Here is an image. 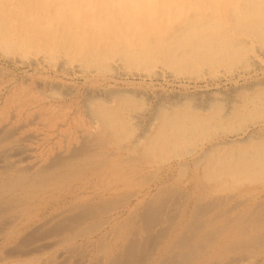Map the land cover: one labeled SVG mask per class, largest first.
<instances>
[{
    "label": "rangeland",
    "instance_id": "obj_1",
    "mask_svg": "<svg viewBox=\"0 0 264 264\" xmlns=\"http://www.w3.org/2000/svg\"><path fill=\"white\" fill-rule=\"evenodd\" d=\"M263 8L264 0H0V264H151L178 232L191 233L194 218L198 235L213 233L197 248L185 235L195 251L186 264H264L263 233L255 247L223 255V242L236 240L237 212L264 204V174L241 180L216 160L208 178L207 163L196 160L221 142L219 154H236L264 133ZM90 104L115 124L92 117ZM219 105L224 117L205 129ZM170 124L182 126L177 150L146 152L148 133L162 126L175 134ZM106 151L118 158L98 161ZM20 168L26 178L10 184Z\"/></svg>",
    "mask_w": 264,
    "mask_h": 264
},
{
    "label": "bare ground",
    "instance_id": "obj_2",
    "mask_svg": "<svg viewBox=\"0 0 264 264\" xmlns=\"http://www.w3.org/2000/svg\"><path fill=\"white\" fill-rule=\"evenodd\" d=\"M117 2V1H116ZM258 2V1H257ZM254 4V3H253ZM259 4V3H258ZM250 5H251V3H250ZM125 6V5H124ZM257 7V6H256ZM261 7V6H260ZM164 8V7H163ZM243 8V7H242ZM251 8V7H250ZM264 9V8H263ZM246 10V9H245ZM253 12V11H252ZM239 14H240V12H238ZM244 13V12H243ZM245 14V13H244ZM247 14V13H246ZM256 14H257V12H256ZM238 17H240V16H238ZM244 17V16H243ZM251 17V16H250ZM144 19V18H143ZM235 19V18H234ZM239 19V18H238ZM241 19V18H240ZM245 19V18H244ZM129 20V19H128ZM233 20V19H232ZM229 21V20H228ZM227 21V22H228ZM241 22H243V21H241ZM194 25V24H193ZM241 25H243V24H241ZM192 26V25H191ZM240 26V25H239ZM196 27V26H195ZM243 27V26H242ZM186 28V27H185ZM236 29V28H235ZM239 30V29H238ZM197 31V30H196ZM235 31V30H234ZM83 35H84V33H83ZM182 41V40H181ZM184 47V46H183ZM180 48H182V47H180ZM235 48V47H234ZM233 48V49H234ZM74 49V48H73ZM173 49V48H172ZM76 51V50H75ZM184 51V50H183ZM187 51V50H186ZM193 51V50H192ZM195 51V50H194ZM229 51V50H228ZM222 52V51H221ZM232 52V51H231ZM194 53V52H193ZM192 53V54H193ZM227 53V52H226ZM177 54V53H176ZM224 54H225V52H224ZM224 54H222V55H224ZM233 54V53H232ZM217 55V54H216ZM185 56V55H184ZM183 56V57H184ZM213 56V55H212ZM226 56V55H225ZM228 56V55H227ZM211 57V56H210ZM214 57H215V55H214ZM220 57V56H219ZM223 57V56H222ZM181 59V58H180ZM183 59V58H182ZM199 60H200V58H199ZM208 60H210V59H208ZM175 61V60H174ZM216 61V60H215ZM252 64H253V62H252ZM247 66V65H246ZM206 72V71H205ZM263 80V79H262ZM264 83V82H263ZM262 85V84H261ZM248 87V86H247ZM263 87H264V85H263ZM12 90V89H11ZM48 90H51V89H48ZM255 91V90H254ZM11 92V91H10ZM9 92V93H10ZM47 92V91H46ZM14 93V92H13ZM16 93V92H15ZM21 93V92H20ZM50 93V92H49ZM19 94V93H18ZM25 94V93H24ZM109 94V93H108ZM264 94V93H263ZM11 95H13V94H11ZM25 95H27V94H25ZM112 95V94H111ZM260 95V94H259ZM120 96V95H119ZM139 96V95H138ZM248 96V95H247ZM28 97V96H27ZM41 97V96H40ZM48 97V96H47ZM25 98V97H24ZM250 98V97H249ZM252 98V97H251ZM250 98V99H251ZM257 98H259V97H257ZM8 99V98H7ZM126 99V98H125ZM5 100V99H4ZM10 100V99H9ZM21 100H23V99H21ZM29 100H30V98H29ZM41 100V99H40ZM245 100H246V98H245ZM263 100V99H262ZM19 102H21L20 100H18ZM17 101V102H18ZM27 101H28V99H27ZM219 101V100H218ZM247 101V100H246ZM253 101H255V100H253ZM252 101V102H253ZM257 101V100H256ZM259 101V100H258ZM257 101V102H258ZM14 102V101H13ZM23 102H24V100H23ZM30 102V101H29ZM8 103V102H7ZM15 103V102H14ZM22 103V102H21ZM25 103H27L26 101H25ZM209 103V102H208ZM213 103V102H212ZM225 103V102H224ZM242 103V102H241ZM260 103V102H259ZM19 104V103H18ZM93 104H95L94 102H93ZM144 104V103H143ZM214 104V103H213ZM244 104H245V102H244ZM254 104V103H253ZM256 104V103H255ZM254 104V105H255ZM7 105V104H6ZM92 104H90V106H91ZM100 105V104H99ZM246 105V104H245ZM71 106V105H70ZM105 106V105H104ZM247 106V105H246ZM260 106V105H259ZM11 107V106H10ZM18 107H20V106H18ZM214 107H216V108H214L215 110H216V112L214 113V111L215 110H211L210 112H209V116H206V118H204L203 119V121H204V124H203V126H204V128L205 129H207L208 128V126H214L215 124H216V122H217V117L218 116H222V110H223V107H221L220 105L219 106H214ZM243 107V106H242ZM91 113H92V117H94V118H96V119H98L101 123H103V122H105V127L106 128H111L114 124H115V121H114V119H113V117L112 116H110L109 115V113H107L104 109H100V108H97V107H95V106H91ZM103 108V107H102ZM206 108V107H205ZM248 108H251V107H247V108H244V109H248ZM254 108V107H253ZM264 108V107H263ZM60 109V108H59ZM226 109V108H225ZM256 109V108H255ZM259 109V108H258ZM258 109H256V110H258ZM261 109V108H260ZM21 110V109H20ZM89 110V109H88ZM207 110H209V109H207ZM239 110V109H238ZM179 111V110H178ZM246 111V110H245ZM262 111V110H261ZM19 112V111H18ZM28 112V111H27ZM48 112V111H47ZM46 112V113H47ZM51 111H49V113H50ZM63 112V111H62ZM90 112V111H89ZM182 112V111H181ZM188 112V111H187ZM222 112V113H221ZM238 111H236V110H234V112L231 114V116L232 115H234V114H236ZM241 112H243V110L241 111ZM249 112V111H248ZM251 112V111H250ZM254 112V111H253ZM263 112V111H262ZM114 113V112H113ZM172 113V112H171ZM177 113V112H176ZM189 113V112H188ZM192 113V112H191ZM214 113V114H213ZM246 113V112H245ZM260 113V112H259ZM17 114V113H16ZM30 114V113H29ZM32 114V113H31ZM48 114V113H47ZM46 114V115H47ZM168 114V113H167ZM170 114V113H169ZM175 114V113H174ZM195 114V113H194ZM197 114V113H196ZM202 114V113H201ZM227 114H229V113H227ZM244 114V113H243ZM255 114V113H254ZM25 115V114H24ZM54 115V114H53ZM56 115V114H55ZM57 115H58V113H57ZM56 115V116H57ZM89 115H91L90 113H89ZM159 115L162 117L161 118V122L163 121V123H167V121H169L170 122V117H169V115H164V114H160L159 113ZM171 115V114H170ZM186 116H187V114H185ZM185 115H182V114H179L178 116L176 115V117L175 118H177V120L179 121V119L178 118H181L182 116H184V117H186ZM191 115H193V114H191ZM191 115H190V117H191ZM198 115H199V113H198ZM196 115L197 117H195V119H193V123L195 124V126H194V128H197L196 126H197V123H201L200 122V120L202 119V117L199 115ZM224 115V114H223ZM239 115V114H238ZM242 115V114H241ZM248 115V114H247ZM256 115V114H255ZM55 116V117H56ZM78 116V115H77ZM172 116H173V114H172ZM249 116V115H248ZM63 117V116H62ZM189 117V116H188ZM224 116H222V118H223ZM241 116H239V117H237V119L235 120V119H233L232 117H230V120H232L233 122L235 121V123L237 122H239L240 120H242V118H240ZM252 117V116H251ZM51 118V117H50ZM80 118V117H79ZM221 118V117H220ZM254 118V117H253ZM259 118V117H258ZM22 119V118H21ZM54 119V118H53ZM160 119V118H159ZM169 119V120H168ZM185 119V118H184ZM245 119V118H244ZM247 119V118H246ZM50 120V119H49ZM55 120V119H54ZM186 120V119H185ZM190 120V119H189ZM248 120V119H247ZM78 121V120H77ZM249 121V120H248ZM38 122V121H37ZM50 122V121H49ZM88 122V121H87ZM181 122V121H180ZM185 122V121H184ZM254 122V121H253ZM252 122V123H253ZM68 123V122H67ZM74 123V122H73ZM90 123V122H89ZM152 123V122H151ZM162 123V124H163ZM232 123V122H231ZM39 124V123H38ZM52 124V123H51ZM71 124V123H70ZM99 124V123H98ZM161 124V123H160ZM172 124V123H171ZM170 124V125H171ZM176 124V123H175ZM180 124V123H179ZM193 124V125H194ZM240 124V123H239ZM242 124H243V121H242ZM249 124V123H248ZM66 125V124H65ZM77 125V124H76ZM75 125V126H76ZM80 125H82V124H80ZM134 125V124H133ZM148 125V124H147ZM146 125V126H147ZM151 125V124H150ZM150 125H149V129H150ZM164 125V124H163ZM181 125H182V123H181ZM177 126V125H171V128H173V133H175V134H171V133H168L167 132V130L164 132H162V133H160L161 131H162V126H158V128H156V130L155 131H151L150 133H148V135H150V136H148L147 138H146V141L144 142V148L143 149H145L146 150V152H152L153 154H156V153H159V152H161V153H167L168 155H169V150H177V146L181 143V140H180V138L176 135L177 133H178V131H181V128H182V126ZM218 125V124H217ZM216 125V126H217ZM228 125H229V123H228ZM241 125V124H240ZM250 125V124H249ZM54 126V125H53ZM74 126V127H75ZM101 126V125H100ZM127 126V125H126ZM200 126V125H199ZM77 127V126H76ZM192 127V126H191ZM244 127V126H243ZM246 127V126H245ZM126 128V127H125ZM261 128V127H260ZM66 129V128H65ZM75 129V128H74ZM74 129H73V131H74ZM113 129L115 130V131H119V129H120V127H113ZM143 129H145V128H143ZM153 129V128H152ZM151 129V130H152ZM184 129H186V130H188V129H190V128H184ZM264 129V128H263ZM105 130V129H104ZM103 130V131H104ZM131 130H134V129H131ZM136 130V129H135ZM142 130V129H141ZM172 130V129H171ZM193 130V129H192ZM201 130V129H200ZM138 131V130H137ZM144 131V130H143ZM150 131V130H149ZM168 131H170V130H168ZM198 131V130H197ZM254 131V130H253ZM264 131V130H263ZM65 132V131H64ZM99 132V131H98ZM108 132V131H107ZM132 132V131H131ZM148 132V131H147ZM193 132H194V130H193ZM206 132V131H205ZM61 133V132H60ZM75 133H76V131H75ZM93 133V132H92ZM137 133H139V132H137ZM152 133H154V134H159V135H157L158 136V141L157 142H153V141H150L151 140V138L153 137V134ZM195 133V132H194ZM259 133V132H258ZM53 134V133H52ZM62 134V133H61ZM136 134V133H135ZM89 135H90V133H89ZM101 135V134H100ZM200 135V134H199ZM211 135V134H210ZM250 135H253V133L252 134H250ZM249 135V136H250ZM61 136V135H60ZM78 136H79V134H78ZM139 136V135H138ZM145 136V135H144ZM236 136V135H235ZM66 138H67V136H65ZM146 137V136H145ZM176 137V138H175ZM76 138V137H75ZM199 138V137H198ZM201 138H202V136H201ZM102 139V138H101ZM203 139V138H202ZM209 139V138H208ZM207 139V140H208ZM249 139H255V140H249ZM72 140V139H71ZM70 140V141H71ZM194 140V139H193ZM205 140V139H204ZM247 140H248V142L244 145V147L243 148H241V149H238L237 151H236V154L235 153H233L232 151L233 150H228V152H226L225 154L223 153V154H219L220 153V151H221V148H222V146H221V143H218V144H216V145H213V146H210V147H208L207 148V150H205L204 152H203V155L201 156V159H196L197 161H201L202 159L207 163V165H208V167H209V169L206 171V173H204L203 172V176L204 177H208V178H212L215 174L213 173V170L212 169H214L216 166H217V164L218 163H212L213 161H216L217 160V162H219V163H225V164H231L233 167H234V169L236 170V172H238V173H240V179L241 180H243V179H246V178H250V176L252 177V174L253 173H258L259 175H261V174H264V133H260V134H257V136H255V138H253V137H248L247 138ZM76 141V140H75ZM150 141V142H149ZM195 141V140H194ZM94 142V141H93ZM193 142V141H192ZM202 142V141H201ZM230 142V141H229ZM60 143V142H59ZM58 143V144H59ZM64 143H65V141H64ZM136 143V142H135ZM197 143V142H196ZM207 143V142H206ZM209 143V142H208ZM217 143V142H216ZM231 143V142H230ZM90 144V143H89ZM202 144V143H201ZM92 145V144H91ZM90 145V146H91ZM126 145H127V143H126ZM125 145V146H126ZM136 145H138L139 146V143L138 144H136ZM205 145V144H204ZM211 145V144H210ZM89 146V147H90ZM123 146V145H122ZM137 146V147H138ZM168 146V147H167ZM56 147V146H55ZM58 147V146H57ZM61 147V146H60ZM87 147V146H86ZM93 147V146H92ZM120 147V146H119ZM48 148V147H47ZM64 148V147H63ZM129 148V147H128ZM68 149H70V148H68ZM73 149V148H72ZM95 149V148H94ZM129 149H131V148H129ZM203 149V148H202ZM55 150V149H54ZM74 150V149H73ZM124 150L126 151L127 149H125L124 148ZM236 150V149H235ZM72 151V150H71ZM75 151V150H74ZM96 151V150H95ZM95 151L94 152H91V153H88L89 155H91V156H94L95 157ZM101 151V150H100ZM69 152V151H68ZM82 152V151H81ZM122 152V151H121ZM132 152H134V151H132ZM176 152H178V151H176ZM201 152V151H200ZM170 153H173V152H170ZM97 154V153H96ZM105 154H106V156H104V154L102 155L100 152H98V154H97V159H98V161H100V160H102V161H111V160H114L115 158H118V155H119V153H113V155L112 154H109V153H107V151L105 152ZM108 154V155H107ZM120 154H122V153H120ZM132 154V153H131ZM88 155V156H89ZM134 155V154H133ZM199 155V154H198ZM47 156V155H46ZM80 156V155H79ZM49 157V156H48ZM48 157H46V158H48ZM54 157V156H53ZM84 157H86V156H84ZM130 157V156H129ZM194 157V156H193ZM237 157H240L241 158V161H242V163H238V161H237ZM55 158H57V157H55ZM92 158V157H91ZM90 158V160H92ZM104 158V159H103ZM113 158V159H112ZM131 158V157H130ZM137 158V157H136ZM139 158V157H138ZM49 159V158H48ZM88 159V158H87ZM47 160V159H46ZM45 160V161H46ZM72 160V159H71ZM131 160V159H130ZM134 160V159H133ZM193 161H194V159H193ZM62 162V161H61ZM81 162V161H80ZM124 162V161H123ZM196 161H194L193 162V164L195 163ZM52 163V162H51ZM68 163H69V161H68ZM79 163V162H78ZM77 163V164H78ZM94 164L96 163V162H93ZM112 163V162H111ZM116 163V162H115ZM114 163V164H115ZM184 163V162H183ZM57 164H58V162H57ZM62 163H60V165H61ZM64 165H66V166H69V167H72V166H70L71 164H66V163H63ZM81 164V163H80ZM181 164V163H180ZM10 165V164H9ZM48 165H49V163H48ZM51 165V164H50ZM55 165V164H54ZM179 165V164H178ZM204 165V164H203ZM57 166V165H56ZM75 166H76V164H75ZM86 166V165H85ZM107 166V165H106ZM194 166V165H193ZM44 167V166H43ZM74 167V166H73ZM82 167V166H81ZM80 167V168H81ZM212 167V168H211ZM22 168V167H21ZM21 168L20 169H18V170H20L19 171V173H18V171H16L17 173H18V175H16L15 176V178H16V180H12V178H11V183L10 184H12V183H15V184H17V183H19V182H22V179L24 180L25 178H24V176H25V172L26 171H23L22 172V170H21ZM40 168V167H39ZM38 168V170H40ZM42 168V167H41ZM45 168V167H44ZM42 169V170H44L43 172H42V174H37L36 173V175H34V176H32L34 179L33 180H35V179H37V176L39 175L40 176V178L41 177H44L45 175H46V171L48 170V168H47V170H45V169ZM77 168V167H76ZM3 169V168H2ZM11 170V169H10ZM81 170H82V168H81ZM179 170V169H178ZM14 171V170H13ZM14 171V172H15ZM49 171H50V169H49ZM72 171H74V170H72ZM3 172V171H2ZM39 172V171H38ZM10 173V172H9ZM17 173H15V174H17ZM47 173H49L48 171H47ZM198 173V172H197ZM234 173V172H233ZM5 174V173H4ZM202 174V173H201ZM1 175V174H0ZM6 175V174H5ZM5 175H4V178H5ZM7 175H12L13 176V173L12 174H8L7 173ZM235 175H237V174H235ZM238 176V175H237ZM256 177V176H255ZM260 177V176H259ZM238 178V177H237ZM248 178V179H249ZM4 180V179H3ZM6 180V179H5ZM40 180V179H39ZM254 180V179H253ZM1 182V181H0ZM8 182V181H7ZM10 182V181H9ZM240 183H241V181H240ZM9 184V183H8ZM9 184V185H10ZM206 184V183H205ZM6 186L7 185H4L3 183H1L0 184V191L2 190V189H4V188H6ZM11 186V185H10ZM196 187V186H195ZM204 187V186H203ZM206 187V186H205ZM208 187V186H207ZM200 190V189H199ZM2 192V191H1ZM163 192V191H162ZM167 192V191H166ZM264 192V191H263ZM198 194V193H197ZM260 194V193H259ZM165 196V195H164ZM155 197V196H154ZM169 197V196H168ZM13 198V197H12ZM11 199V198H10ZM121 199V198H120ZM119 199V200H120ZM123 199V198H122ZM158 200V199H157ZM213 200V199H212ZM9 201V200H8ZM12 201V200H11ZM112 201V200H111ZM140 201V200H139ZM197 201V200H196ZM260 202V201H259ZM112 203V202H111ZM221 203V202H220ZM256 203V202H255ZM258 203V202H257ZM5 204V203H4ZM154 205L156 204L155 202L153 203ZM152 204V205H153ZM151 205V204H150ZM196 205V207L194 208L195 210L196 209H199V206H202L201 205V203H196L195 204ZM213 204H211L210 203V201H209V206H212ZM221 205V204H220ZM244 205V204H243ZM253 205H255V206H257V209H255L253 206V208H251V207H244V210L243 211H239V212H237V218L235 219V220H233V229H234V231L236 232V240H234L233 242H230V241H227V242H223V241H221V242H223V248H224V256H226V257H228V255H229V252H234L235 253V251H236V249H237V247L235 248V246H240V247H242L243 249L244 248H246V249H248L249 247H255L254 246V243H255V241H257V235H260V236H262L261 234L263 233L264 234V204L263 205H259V203H258V205H256V204H253ZM83 206H84V204H83ZM89 206V205H88ZM105 206V205H104ZM107 206V205H106ZM110 206V205H109ZM118 206V205H117ZM161 206V205H160ZM204 206V205H203ZM208 206V207H209ZM235 206V205H234ZM251 206V205H250ZM11 207V206H10ZM3 208V207H2ZM8 208V207H7ZM92 208V207H91ZM105 208V207H104ZM136 208V207H135ZM152 209L154 208V206H152L151 207ZM242 208V207H241ZM85 209V208H84ZM100 209H102V208H100ZM201 209V208H200ZM203 209H206V207L204 208L203 207ZM209 209H210V207H209ZM89 210V209H88ZM98 210V209H97ZM148 210V209H147ZM150 210V209H149ZM242 210V209H241ZM82 211H84V210H82ZM87 211V210H86ZM90 211V210H89ZM99 211V210H98ZM98 211H97V213H98ZM106 211V210H105ZM104 211V212H105ZM227 211V210H226ZM103 212V213H104ZM151 212H154V211H151ZM150 212V213H151ZM196 212V211H195ZM90 213V212H89ZM93 213H95V212H93ZM92 213V214H93ZM141 214H142V212H141ZM153 214V213H152ZM166 214V213H165ZM79 215V214H78ZM191 215H193L192 213H191ZM82 216H84V215H82ZM87 216V215H86ZM141 216V215H140ZM150 216V215H149ZM153 216H155V215H153ZM196 216V215H195ZM81 217V216H80ZM131 217V216H130ZM142 217V216H141ZM148 217V216H147ZM159 217H161L160 215H159ZM4 218V217H3ZM73 218V217H72ZM151 218V217H150ZM172 218H173V216H172ZM197 218V217H196ZM84 219H85V216H84ZM87 219V218H86ZM142 219V218H141ZM154 219H155V217L152 219V220H150L151 222H153L154 221ZM166 219V218H165ZM231 219H232V217H231ZM76 220H78L77 218H76ZM143 220V219H142ZM158 220V219H157ZM79 221H81V220H79ZM79 221H78V223H79ZM101 221H105V219L104 220H101ZM101 221H99V222H101ZM159 221V220H158ZM158 221H156V222H158ZM192 221H194L195 222V218H194V220H190L189 222L190 223H188V224H186V226H187V228L189 229V231L191 232V233H189V232H178V235H180V238L178 237V239L177 240H174L169 246H168V248H163L162 250L160 249V253H159V255H158V257L157 258H155V259H153L152 260V262H150L151 264H186L190 259H189V256L192 254L191 252H193V251H191L190 252V255H189V251H187V248H188V246L190 245L189 244V241H192L191 239L190 240H186V239H188V238H186L185 239V235L186 236H190V238H195L196 239V248H197V246H198V244L197 243H201V244H203V243H205V242H210V240H211V237L210 236H208L205 240H203V238L204 237H206V235L208 234V232L210 231L211 233H213V231L212 230H209V231H207V233L205 234V233H203L202 234V236H200V235H198V233H199V228L201 227V225H203L202 223H201V225L199 224V223H194V222H192ZM217 221V220H216ZM232 221V220H231ZM8 222V221H7ZM168 222V221H167ZM199 222V221H198ZM81 223V222H80ZM161 223V222H160ZM230 223V222H229ZM71 224V223H70ZM97 224V223H96ZM101 223H98L97 225H100ZM67 225V224H66ZM73 225H74V223H73ZM77 225V224H76ZM93 225V224H92ZM95 225V224H94ZM96 225V226H97ZM119 225V224H118ZM145 225V224H144ZM148 225H149V228H150V222L148 223ZM168 225V224H167ZM219 225V224H218ZM225 225H226V223H225ZM225 225H221V227H219V229H217V231L218 232H220V231H222V230H224L223 229V227L225 226ZM71 226H72V224H71ZM88 226H90V225H88ZM87 226V227H88ZM133 226V225H132ZM75 227V226H74ZM144 227H146V226H144ZM71 228H73V226L71 227ZM117 228H119V227H117ZM116 228V229H117ZM148 228V227H147ZM148 228V229H149ZM160 228V227H159ZM93 229V228H92ZM137 229V228H136ZM165 229V228H164ZM84 230H85V228H84ZM86 230H87V228H86ZM85 230V231H86ZM160 230V229H159ZM159 230H157V231H159ZM184 230V229H183ZM79 231V230H78ZM117 231V230H116ZM188 231V230H187ZM226 231H228V230H226ZM113 232V231H112ZM160 232H162V229L160 230ZM223 232V231H222ZM80 233H82V232H80ZM117 233V232H116ZM157 233V232H156ZM155 233V234H156ZM217 233V232H216ZM160 235H161V233H159ZM159 235V236H160ZM212 236V235H211ZM259 236V237H260ZM78 237V236H77ZM119 238V237H118ZM135 238V237H134ZM145 238V237H144ZM247 238V240H251V243H253L252 245H247V243L245 244L244 243V240ZM262 238V237H261ZM184 239H185V241H184ZM256 239V240H255ZM263 239H264V237H263ZM105 240H107V239H105ZM149 240V239H148ZM252 240H253V242H252ZM260 240V239H259ZM144 241V240H143ZM150 241V240H149ZM261 241V240H260ZM259 241V242H260ZM65 242H67V241H65ZM98 242V241H97ZM130 242V241H129ZM258 242V241H257ZM263 242V241H262ZM101 243V242H100ZM136 243V242H135ZM145 243V242H144ZM148 243V242H147ZM156 243H158V242H156ZM60 244V243H59ZM250 244V243H249ZM128 245V244H127ZM133 245H136V244H133ZM205 245V244H204ZM99 246V245H98ZM200 246V245H199ZM203 246V245H202ZM261 246V245H260ZM107 247V246H106ZM129 247H135V246H131V242L129 243V246H128V248ZM99 247H97V249H98ZM135 248H137V247H135ZM139 248V247H138ZM201 248V247H200ZM204 248V247H203ZM207 248V247H206ZM124 249V248H123ZM132 249V248H131ZM143 249H146V248H143ZM147 250V249H146ZM145 250V251H146ZM190 250H192V249H190ZM193 250H196V249H194L193 248ZM199 250H201V249H199ZM124 251H126L125 253H124V255L127 253V249H124L122 252H124ZM129 251V250H128ZM138 251H140V250H138ZM148 251V250H147ZM202 251V250H201ZM201 251H200V254H201ZM130 252V251H129ZM195 252V251H194ZM193 252V253H194ZM251 252V251H250ZM175 253H176V255H175ZM199 253V252H198ZM100 255V254H99ZM123 255V256H124ZM222 255V256H223ZM98 256V255H97ZM122 256V257H123ZM192 256V255H191ZM120 257V255H116L115 256V258H119ZM122 257H121V259H122ZM193 257H195V255H193ZM126 258V257H125ZM142 258H143V256H142ZM192 258V257H191ZM124 259V258H123ZM133 259V258H132ZM148 259V258H147ZM150 259V258H149ZM189 259V260H188ZM114 260V259H113ZM130 260V259H129ZM128 260V261H129ZM137 260V259H136ZM144 260V259H143ZM109 261H111V263H112V260H109ZM133 261V260H132ZM131 261V262H132ZM135 261V260H134ZM228 261L230 262V260L228 259ZM114 262H118L117 261V259H116V261H114ZM140 261H138V263H139ZM147 262V261H146ZM146 262H144V263H146ZM213 262V261H212ZM226 262V261H225ZM142 263V262H141ZM190 263V262H189ZM227 263V262H226ZM113 264V263H112ZM115 264V263H114ZM117 264V263H116ZM132 264H134V263H132ZM209 264V263H208ZM229 264H231V262L229 263Z\"/></svg>",
    "mask_w": 264,
    "mask_h": 264
}]
</instances>
